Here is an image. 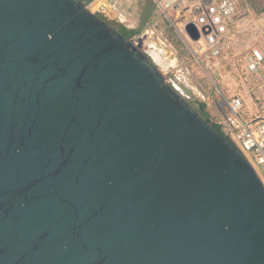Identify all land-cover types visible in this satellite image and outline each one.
<instances>
[{"label": "water", "instance_id": "95a60500", "mask_svg": "<svg viewBox=\"0 0 264 264\" xmlns=\"http://www.w3.org/2000/svg\"><path fill=\"white\" fill-rule=\"evenodd\" d=\"M144 40L0 0V264H264L259 175Z\"/></svg>", "mask_w": 264, "mask_h": 264}, {"label": "built area", "instance_id": "2783aa9c", "mask_svg": "<svg viewBox=\"0 0 264 264\" xmlns=\"http://www.w3.org/2000/svg\"><path fill=\"white\" fill-rule=\"evenodd\" d=\"M153 1L169 19L168 12H177L180 21L174 28L184 50L214 84L212 72L231 68L230 81L241 92L229 97L217 88L222 106L216 104L218 114L211 123L218 125L247 158L264 185V48L252 44L255 37L264 39V13L256 14L250 8L241 12L236 0ZM190 25L199 33V39H192L187 32ZM159 44H149L145 38L143 48L162 69L178 68L173 46L165 40H159ZM166 49L171 51L169 57ZM171 56L175 58L170 60ZM206 95L210 94L205 91L203 97Z\"/></svg>", "mask_w": 264, "mask_h": 264}, {"label": "rangeland", "instance_id": "374dc122", "mask_svg": "<svg viewBox=\"0 0 264 264\" xmlns=\"http://www.w3.org/2000/svg\"><path fill=\"white\" fill-rule=\"evenodd\" d=\"M145 0H94L87 8L103 18L108 23L122 24L129 29H136L142 23L143 6ZM241 12L247 8H251L248 0H236ZM168 16L160 10L157 6L151 16L146 22L145 27L140 36L135 37L133 40L145 37L149 44L157 43L160 47L159 40H165L173 46L174 55L179 58V67L171 69H161L167 80L176 78L182 75L186 83L190 86L191 90L188 91L189 95L193 99H199L207 104V112L209 113L211 120H215L218 114L216 104L219 103L222 106V101L216 96L217 88L223 90L229 97L233 93H240L241 89H237L236 83L230 81V77L233 75L230 67H224L220 73L212 72L215 84L208 77L206 72L196 64L189 53L184 50L182 41L178 38L174 25L180 17L177 12H168ZM173 22V23H172ZM253 37H251L252 39ZM252 44H256L261 48H264V39L260 36L252 39ZM145 51V49L143 48ZM167 55H171V51L166 49ZM175 56H171L174 59ZM187 64L182 66V63ZM187 62V63H186ZM188 74V75H187ZM209 93L203 97V94ZM203 93V94H202ZM250 115V114H249Z\"/></svg>", "mask_w": 264, "mask_h": 264}, {"label": "trees", "instance_id": "16d2710c", "mask_svg": "<svg viewBox=\"0 0 264 264\" xmlns=\"http://www.w3.org/2000/svg\"><path fill=\"white\" fill-rule=\"evenodd\" d=\"M86 7L92 3L94 0H80ZM251 8L254 10L256 14L264 13V0H248ZM156 8V4L153 0H145L144 6H143V15H142V23L141 25L136 29H129L126 26L122 24H116V23H108L113 29L118 31L126 40H133L135 37L140 36L142 34V31L145 27L146 22L151 18L154 10ZM100 17V16H99ZM103 19V18H102ZM189 95V93H188ZM188 101L198 110V112L206 119L208 122L211 123V117L209 113L207 112V104L199 99H193L190 95L188 98ZM213 127L222 133L224 135V132L222 129L216 125L213 124Z\"/></svg>", "mask_w": 264, "mask_h": 264}, {"label": "flooded vegetation", "instance_id": "af4514ba", "mask_svg": "<svg viewBox=\"0 0 264 264\" xmlns=\"http://www.w3.org/2000/svg\"><path fill=\"white\" fill-rule=\"evenodd\" d=\"M162 69V68H161ZM172 80H174L175 78H171ZM175 81V80H174Z\"/></svg>", "mask_w": 264, "mask_h": 264}]
</instances>
